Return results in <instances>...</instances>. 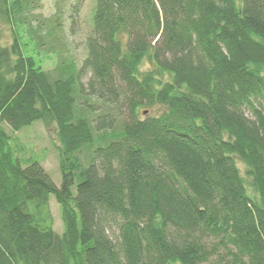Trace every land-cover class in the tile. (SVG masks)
I'll use <instances>...</instances> for the list:
<instances>
[{
	"label": "trees",
	"instance_id": "16d2710c",
	"mask_svg": "<svg viewBox=\"0 0 264 264\" xmlns=\"http://www.w3.org/2000/svg\"><path fill=\"white\" fill-rule=\"evenodd\" d=\"M95 1L80 65L46 69L0 32V264H264V0ZM37 121L56 125L59 185L12 146Z\"/></svg>",
	"mask_w": 264,
	"mask_h": 264
},
{
	"label": "rangeland",
	"instance_id": "374dc122",
	"mask_svg": "<svg viewBox=\"0 0 264 264\" xmlns=\"http://www.w3.org/2000/svg\"><path fill=\"white\" fill-rule=\"evenodd\" d=\"M31 9L26 11L24 19L8 22L0 15L1 42L10 45L19 34L20 43L27 55H33L46 69H52L62 59H73L79 65L88 53V38L93 32L95 0H31ZM27 22H26V21ZM23 22L28 24L25 26ZM38 29L44 35L40 46L29 33L28 28ZM16 30V33H15ZM40 34V35H41ZM41 35V36H42ZM149 62L143 70L149 69ZM264 73V69H263ZM247 114L249 111L247 110ZM250 115V114H249ZM12 136V146L17 149L22 159L30 157L39 159L50 173L54 182L61 183L58 151L60 142L55 124L37 121L19 131L8 128ZM236 163L245 181L247 193L255 198L258 194L251 184V176L246 164L236 157ZM50 205L54 214V228L62 234L64 225L61 207L55 197L50 196ZM113 237H116L111 233ZM174 264H181L176 262ZM210 264V263H203Z\"/></svg>",
	"mask_w": 264,
	"mask_h": 264
}]
</instances>
